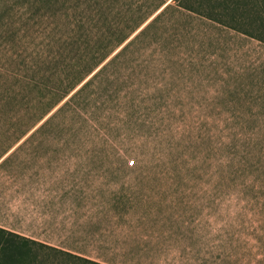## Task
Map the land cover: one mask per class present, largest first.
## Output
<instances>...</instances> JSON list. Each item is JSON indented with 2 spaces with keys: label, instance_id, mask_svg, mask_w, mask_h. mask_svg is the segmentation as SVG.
I'll use <instances>...</instances> for the list:
<instances>
[{
  "label": "rangeland",
  "instance_id": "rangeland-1",
  "mask_svg": "<svg viewBox=\"0 0 264 264\" xmlns=\"http://www.w3.org/2000/svg\"><path fill=\"white\" fill-rule=\"evenodd\" d=\"M91 2L0 0V226L108 264H264V8L247 33Z\"/></svg>",
  "mask_w": 264,
  "mask_h": 264
},
{
  "label": "trees",
  "instance_id": "trees-1",
  "mask_svg": "<svg viewBox=\"0 0 264 264\" xmlns=\"http://www.w3.org/2000/svg\"><path fill=\"white\" fill-rule=\"evenodd\" d=\"M92 0H85L92 4ZM158 1V2H157ZM177 5L187 10L198 12L200 14L211 17L223 24L237 28L247 33H252L251 30L242 26L239 22L240 17L249 12H262L264 0H174ZM156 5L151 10L150 14L156 12L164 5V8L174 6L169 0H156ZM245 7V8H243ZM248 7V8H247ZM163 8V10H164ZM162 10V11H163ZM261 10V11H260ZM161 11V12H162ZM159 12V13H161ZM243 12H245L243 14ZM160 14H157V16ZM156 16V17H157ZM230 16V18H227ZM147 19V18H146ZM145 20L142 19L137 26L125 36L120 38L121 44L125 39L136 30ZM252 23H259L264 27V18L256 17L251 21ZM107 56L104 55L101 59L104 60ZM99 61L96 63L98 64ZM96 66L88 68L84 75L78 80H84L86 76L91 73ZM79 82L72 83L68 87V91L60 94L58 97L47 100L38 101L40 112L36 114L34 121L30 123L27 133L33 126H35L42 118H44L54 107H56L66 95L73 90ZM24 133V134H25ZM23 135V134H22ZM0 264H108L102 261L91 259L84 255L66 250L62 247L43 242L41 240L25 236L16 231L0 226Z\"/></svg>",
  "mask_w": 264,
  "mask_h": 264
},
{
  "label": "snow or ice",
  "instance_id": "snow-or-ice-1",
  "mask_svg": "<svg viewBox=\"0 0 264 264\" xmlns=\"http://www.w3.org/2000/svg\"><path fill=\"white\" fill-rule=\"evenodd\" d=\"M133 164H135V161H132Z\"/></svg>",
  "mask_w": 264,
  "mask_h": 264
}]
</instances>
